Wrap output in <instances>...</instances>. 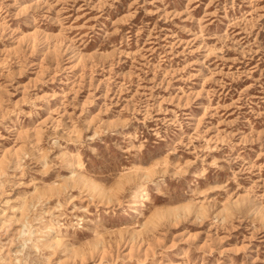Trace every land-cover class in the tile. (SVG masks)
<instances>
[{"label": "rangeland", "instance_id": "obj_1", "mask_svg": "<svg viewBox=\"0 0 264 264\" xmlns=\"http://www.w3.org/2000/svg\"><path fill=\"white\" fill-rule=\"evenodd\" d=\"M0 163V264H264V0H0Z\"/></svg>", "mask_w": 264, "mask_h": 264}, {"label": "bare ground", "instance_id": "obj_2", "mask_svg": "<svg viewBox=\"0 0 264 264\" xmlns=\"http://www.w3.org/2000/svg\"><path fill=\"white\" fill-rule=\"evenodd\" d=\"M213 50V49H212ZM211 52V51H210ZM214 52V51H213ZM40 134V133H39ZM207 140V139H206ZM208 141V140H207ZM208 143V142H207ZM21 159V158H20ZM11 161V160H10ZM4 164V163H3ZM71 164V163H70ZM0 165H1V163H0ZM134 169V168H133ZM6 173V172H5ZM2 174V173H1ZM145 175V174H144ZM144 182V181H143ZM48 186V185H47ZM144 192H145V189H144V187L143 186H138L137 188H136V191H135V198H137L138 200H142L143 198V196L145 195L144 194ZM109 199V198H108ZM107 199V200H108ZM144 200V199H143ZM140 202V201H139ZM140 204V206L141 207H144V204H143V202H140L139 203ZM135 212H137L138 214H139V216H141V215H143V213H142V209H138L137 211H135ZM131 218V217H130ZM21 219V218H20ZM26 219V218H25ZM23 224V223H22ZM23 226V225H22ZM32 233V232H31ZM27 234V233H26ZM32 235V234H31ZM57 235V234H56ZM100 235V234H99ZM52 238V237H51ZM0 261H2V260H0ZM6 261V260H5Z\"/></svg>", "mask_w": 264, "mask_h": 264}]
</instances>
